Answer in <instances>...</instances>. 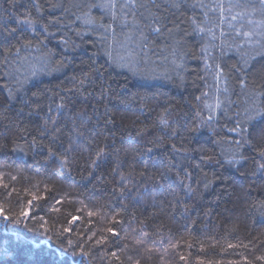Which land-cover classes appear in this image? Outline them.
Masks as SVG:
<instances>
[{
    "label": "trees",
    "instance_id": "1",
    "mask_svg": "<svg viewBox=\"0 0 264 264\" xmlns=\"http://www.w3.org/2000/svg\"><path fill=\"white\" fill-rule=\"evenodd\" d=\"M39 2L37 12L34 0H0L7 18L31 12L45 23L61 21L50 25L54 37L18 55V39H4L0 22V208L8 217L0 216V264L32 261L36 253L42 264H264V158L258 151L264 111H256L264 110V26L252 37L236 34L252 30L247 20H264V13L250 8L249 16L230 21L243 9L226 11L221 19H228L215 29L218 39L211 40L192 31L191 17L205 19L206 9L193 7L196 0H140L180 30L169 35L145 28L147 47L137 49L138 63L127 67L114 58L126 54L121 45L136 31L133 12L141 25L148 23L145 9H125L124 26L117 8L113 33L75 19L73 13L82 14L73 4L85 0ZM204 3L214 6V0ZM231 3L259 8V0ZM90 12L112 23L107 10ZM37 31L39 38L31 31L24 36L47 35L40 25ZM62 38L79 47H65ZM49 50L55 53L50 60ZM16 68L30 77L22 90L5 75ZM37 89L38 102L30 95ZM238 127L252 133V144L237 147L241 133L229 129Z\"/></svg>",
    "mask_w": 264,
    "mask_h": 264
},
{
    "label": "snow or ice",
    "instance_id": "2",
    "mask_svg": "<svg viewBox=\"0 0 264 264\" xmlns=\"http://www.w3.org/2000/svg\"><path fill=\"white\" fill-rule=\"evenodd\" d=\"M59 6H62V5H52V7H59ZM153 6L158 7V5H153ZM173 6L176 8H180L181 3L180 2H174ZM33 7L37 10V12L41 11L42 6H41L39 0H34ZM73 7L77 8L78 11H80L82 14V15H76L75 13H73L76 20L83 19L84 23L86 25H95V28H93L92 31H98V30L102 29L104 32H113V33L115 32V29L113 28V23L117 19V11H116L117 8H119L120 23L124 26H128V24H129L125 9L131 10L134 8H143L148 12V16H147L148 23L143 24V25H141L140 22L136 19L135 12H133V19L131 21V25H132V28H134L136 31H135V33H133L132 31H129V33L126 36V41L131 42V44H129L127 42L122 44L121 46L125 48L126 54L120 55V56H118V58H114V59H116L117 63L120 64V66L134 67L135 64L138 63L137 56L139 55V53L137 52V49H140L142 51L143 48L147 47L148 37L145 35V32H144L145 28L150 29L152 32H154L156 34H161L162 32H167L169 35H172L173 33L180 30V24L176 23L175 21H169L166 23L165 19L163 17H161L160 15H158L155 12H152L148 8V6L145 3L140 2V0H124V3L120 4V5L117 4V0H102V2L99 4L89 3L88 0H85V2L82 4H73ZM94 7L107 10L108 14L112 18V23H107V24L100 23L96 19H94L91 16V12H90V10ZM193 7H199L202 9H206V11L203 14L205 17V19L203 21H199L197 17H191L190 18V22L192 25V31L205 34V35L209 36L211 38V40H216V39H218V37L216 35L215 29L219 28L220 25L224 23V19H228V17H224V19H221V17L224 16V13L226 11L231 12L232 9L237 8V7L243 9V11H240V12L236 13L235 15H231L230 21H236L238 17L244 18V17L249 16L250 15V13H249L250 8L252 10V13H254L255 11H260V12L264 13V0H259V8H257L256 5L234 4V3H231V0H229V3L227 4V6L223 3V0H214V6H213V4H205L204 0H196ZM217 10H219V16H216L215 18L209 16L210 12H215ZM59 23H61L59 18H56L54 21L49 20V22L45 23L41 17H34V16H32L31 12H28L24 15L23 18H17L18 27H15V28L5 27L3 29V38L8 39L9 37H15L18 39L19 47H16L15 45H13V47L15 48V51L18 55L20 52V48L27 49V48L32 47L34 44H43L44 41L48 39V37H54L55 33L49 31L50 25L51 24H59ZM247 23L249 25L253 26V29L250 31H246V32H241L239 29H236L237 35L244 36V37H252L255 33V27L264 26V20L254 22L253 20L248 19ZM169 24H171V27H169ZM37 25H40L42 27L43 33H47V35L43 36L42 39H38L36 41H34L32 39L25 38L24 34L29 32V31H31L32 33H35L38 38L42 36V33L37 31ZM229 27L231 28V27H233V25L231 23H229ZM240 27L243 28V25H241ZM18 32L20 33V36L16 37V34ZM75 34L77 37L82 38L84 35V32L77 31ZM185 34H188V33L185 31ZM133 35H136V37H137L136 40H133ZM224 36H225V33H224L223 29H221L220 30V37H224ZM61 42L65 45V47H68L71 44L73 47V50H75V48L79 47V45H76L73 41H70L69 39H63L62 38ZM131 45H134V47ZM12 50H13V48L4 49V51L6 53H11ZM201 51L207 52L208 51L207 46L202 47ZM54 55H55V53L52 50H49L46 53V57L49 60ZM108 55L111 56L112 53H108ZM173 55H175V49H173ZM23 59L26 61L28 58L24 57ZM56 63H58L59 65L62 66L64 63V59L62 58L59 61H56ZM245 63H247V61H245ZM4 64L5 65L9 64V60H8L7 55L4 58ZM206 67L211 68L212 66L206 65ZM216 67L219 68V65H217ZM220 71L222 72L223 70L220 69ZM5 75L15 82V84L18 86L17 90H22L24 88V85L30 82L29 75H24V74L20 73L19 68L14 69L12 72H6ZM36 75H37V72H36L35 68L33 67L32 70L30 71V76L35 77ZM216 76H217V78H219V72L216 73ZM5 87L8 88L9 97H14L15 91L12 88L8 87L7 84H5ZM224 90H225V92L228 91L227 88H225ZM30 95L32 97H36L37 102H38L42 96V93L39 91V89H37V91L31 92ZM24 103L29 104L30 101L26 100V101H24ZM219 106H220L219 103H217L216 107H219ZM60 107H63V105H61ZM208 107L211 110L213 106L208 105ZM21 111H23V109H21ZM246 111H248V110H246ZM256 111L259 113L260 111H264V110H256ZM29 114H31V113H29ZM252 118L253 117L251 114H249L247 116L248 120H251ZM212 119H213V117L211 115H209L207 117V121H211ZM49 121L51 123L55 124V121H52L51 118H49ZM49 121L45 122V127L47 126V123ZM161 122L164 124L167 123L164 120H161ZM202 123H205V122L202 121ZM239 123L240 122L238 121L237 124L239 125ZM56 130L58 131V129H56ZM196 130L197 129L195 127L193 129H191V131H196ZM229 131H240L241 140L235 141L237 147H241L243 144H249L250 145V144H252V140L255 138L252 136V133H250V132L247 133V135H246L245 134L246 130L243 128H239V127L238 128H231V129H229ZM261 140L264 141V136H261ZM33 143H35V141H33ZM172 148L175 151L184 150L183 148L177 149L175 145H172ZM66 151H70V146L68 149H66ZM258 151H259V155L262 158H264V142H262L259 145ZM50 152H51V149H50ZM53 155H54V153H53ZM101 155H102V151H97L96 160H99ZM205 158L209 159V160L212 159L211 156H207ZM242 158L243 157H241V159ZM235 159L236 158L234 156L233 159L229 162L234 163ZM64 163H66V161H62V165ZM260 167L264 168V164H261ZM122 179H123V177H122ZM259 203H260V206L262 208H264V201H261ZM21 215H27V213L22 212ZM0 216H3L5 219H8V217L5 215V210L3 208H0ZM108 231L113 232V235H118V233L114 232L113 229H109ZM141 235L147 236V233H145V232H143V230H141ZM162 242L163 241H161V243ZM69 243H71V242H69ZM139 243H141V241H137V244H139ZM34 255H36V258L33 259L32 261H28V260L17 261V262H15V264H42V261L39 258V254L36 253ZM113 255H115V254H113ZM117 259H119V257H117ZM182 259H183V257H182ZM10 264H12V262H10ZM135 264H140V261L136 260Z\"/></svg>",
    "mask_w": 264,
    "mask_h": 264
},
{
    "label": "rangeland",
    "instance_id": "3",
    "mask_svg": "<svg viewBox=\"0 0 264 264\" xmlns=\"http://www.w3.org/2000/svg\"><path fill=\"white\" fill-rule=\"evenodd\" d=\"M17 18L18 17H15L14 15L12 17L10 16L9 18H7V15L1 14L0 15V22L3 24V27L4 28L5 27H10L9 26L10 22L11 23H15V25L18 26V24H17ZM19 18H22V17H19Z\"/></svg>",
    "mask_w": 264,
    "mask_h": 264
}]
</instances>
